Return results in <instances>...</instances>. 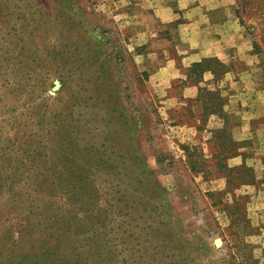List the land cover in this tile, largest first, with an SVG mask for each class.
<instances>
[{
  "label": "rangeland",
  "instance_id": "rangeland-1",
  "mask_svg": "<svg viewBox=\"0 0 264 264\" xmlns=\"http://www.w3.org/2000/svg\"><path fill=\"white\" fill-rule=\"evenodd\" d=\"M231 2L228 8L243 28L256 63L240 65L233 53L226 62L214 59L222 64L218 76L213 80L205 73L202 86L220 91L230 134L250 142L240 152L245 151L244 163L259 180L264 157V25L255 20V29H250L252 20L242 18L245 0ZM253 2L251 10L262 16L260 0ZM159 4L160 0H0V60H10L9 76L28 71L48 79L49 105L72 112L70 124L76 126L70 133L76 142L96 148V159L104 152L103 158L109 157L117 167L111 171L108 164L101 165L98 174L100 188L106 181L119 184L112 203L121 202L125 208V232L110 236L123 240L122 254H114L116 260L123 258L121 264H264V187L234 191L236 197H248L240 214L232 215L225 207L233 205L229 196L222 205L212 206L207 192L224 190L225 181L212 176L205 181L200 173H190L179 146H196L209 160L208 140L222 122L211 116L205 129L193 135L199 124L191 107L156 95L158 82L152 73L157 62L147 61V55L152 61L157 58L153 53L167 42L172 48L179 44L177 27L185 22L177 11L171 22L161 23L153 13ZM35 65L43 69L34 73ZM173 88L179 92L181 85ZM231 95V104L237 106L229 114ZM122 110L128 120L117 113ZM137 126L135 148L128 131ZM240 126L245 131L237 133ZM113 145L121 150L115 152ZM242 162L235 157L227 165ZM28 192L18 193L26 198ZM7 199L0 200V264H60V239L50 222L37 217L40 202L20 208L17 199Z\"/></svg>",
  "mask_w": 264,
  "mask_h": 264
},
{
  "label": "trees",
  "instance_id": "trees-1",
  "mask_svg": "<svg viewBox=\"0 0 264 264\" xmlns=\"http://www.w3.org/2000/svg\"><path fill=\"white\" fill-rule=\"evenodd\" d=\"M245 2L242 18L252 20L250 29H255V20L264 25V0L258 3L262 7V16L251 10L253 0ZM3 60H0V200L17 199L20 208L23 204L33 206L40 202L36 208L39 211L37 217L42 222H50V229L57 231L60 239V251L64 252L60 255V264H121L123 258L116 260V255L122 254L123 240L110 236L122 230L125 232V208L119 206L121 202L112 203L116 201L114 195L119 193L116 190L119 184L106 181V185L100 188L98 174L101 165L108 164L111 171L117 167H112L109 157L103 158L104 152L96 159L92 155L94 150L98 151L96 148H83L76 142L70 133V129L76 126L70 124L72 112L63 113L60 106L49 105L52 97L46 90L48 79L37 74L32 76L28 71L9 76L11 62ZM221 65L214 59H203L192 64L187 70L186 80L178 83L181 87L190 84L197 89L196 102L201 107L198 131L205 129L211 116L222 122L208 140L210 159H206L196 146L180 145L179 148L185 155V165L190 173H200L205 181L209 176L225 181L224 190L207 192L206 196L212 206L222 205L223 199L229 196L233 205L225 207L235 215L237 212L240 214L242 202L248 200L247 196L236 197V189L242 186L264 187V157L260 160L262 177L257 180L253 169L244 163L245 151L240 152L250 142L237 141L231 136L226 101L220 91L202 86L203 75L209 73L216 80ZM23 68L20 71H24ZM37 68L43 69L35 65L32 72H38ZM141 76L145 77V74ZM112 91L117 94L114 87ZM187 106L190 108L191 102ZM117 113L122 119H129L123 110ZM21 130L28 132L21 134ZM138 130L140 127L137 126L128 131L135 148H138ZM144 130L148 132L146 127ZM120 148L111 147L115 152ZM235 157H241L242 164L229 167L227 161ZM27 189L26 198L19 195L18 192ZM39 194L42 197L38 200ZM110 254L111 258L108 257Z\"/></svg>",
  "mask_w": 264,
  "mask_h": 264
},
{
  "label": "crops",
  "instance_id": "crops-1",
  "mask_svg": "<svg viewBox=\"0 0 264 264\" xmlns=\"http://www.w3.org/2000/svg\"><path fill=\"white\" fill-rule=\"evenodd\" d=\"M231 5V0H160V4L153 11L161 23L171 22V17L177 11L181 12L185 19V22L177 27L179 44L172 48L171 43L167 42L160 51L153 53L157 58L151 61L149 54L146 59L149 62H157L152 73L158 82L155 85L156 95L173 101L176 106H187L188 102H191L196 125L199 124L201 115L200 104L196 102V87L186 84L176 93L173 88L179 81L186 80L188 68L203 59L226 62L230 59V53L234 54L240 65L250 66L256 63L255 57L250 54V48L247 47L243 28L228 8ZM205 77L211 78L209 74ZM225 80L231 82L232 77L226 76ZM232 98L233 95L228 96L229 114L234 113L233 110L237 106L231 104ZM242 126L236 127L237 133L245 131ZM196 132L199 133L194 128L193 135Z\"/></svg>",
  "mask_w": 264,
  "mask_h": 264
}]
</instances>
